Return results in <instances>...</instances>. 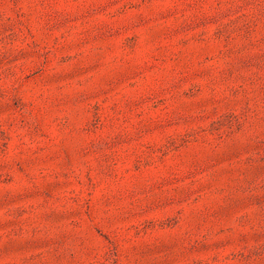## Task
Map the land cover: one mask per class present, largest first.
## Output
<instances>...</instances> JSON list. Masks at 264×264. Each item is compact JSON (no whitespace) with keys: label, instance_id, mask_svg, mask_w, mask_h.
Masks as SVG:
<instances>
[{"label":"rangeland","instance_id":"rangeland-1","mask_svg":"<svg viewBox=\"0 0 264 264\" xmlns=\"http://www.w3.org/2000/svg\"><path fill=\"white\" fill-rule=\"evenodd\" d=\"M0 264H264V0H0Z\"/></svg>","mask_w":264,"mask_h":264}]
</instances>
